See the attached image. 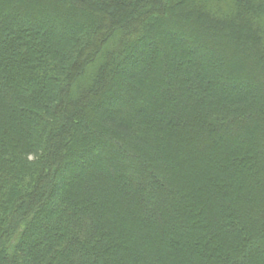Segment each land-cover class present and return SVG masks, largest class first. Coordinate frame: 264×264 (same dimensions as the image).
<instances>
[{
	"label": "trees",
	"instance_id": "trees-1",
	"mask_svg": "<svg viewBox=\"0 0 264 264\" xmlns=\"http://www.w3.org/2000/svg\"><path fill=\"white\" fill-rule=\"evenodd\" d=\"M0 264H264V0H0Z\"/></svg>",
	"mask_w": 264,
	"mask_h": 264
},
{
	"label": "rangeland",
	"instance_id": "rangeland-1",
	"mask_svg": "<svg viewBox=\"0 0 264 264\" xmlns=\"http://www.w3.org/2000/svg\"><path fill=\"white\" fill-rule=\"evenodd\" d=\"M156 15H157V16H165L166 14L160 12V13H158V14H156ZM58 33L62 34V33H64V32L61 30V28H59ZM246 85H247V84H246ZM248 86H249V85H248ZM252 89H253V88H249V87H248V90H252Z\"/></svg>",
	"mask_w": 264,
	"mask_h": 264
}]
</instances>
